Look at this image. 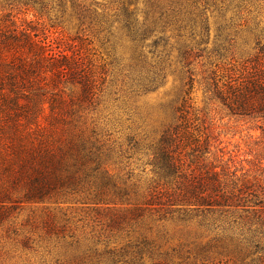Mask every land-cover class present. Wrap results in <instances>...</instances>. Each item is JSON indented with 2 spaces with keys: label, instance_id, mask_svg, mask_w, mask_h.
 <instances>
[{
  "label": "trees",
  "instance_id": "obj_1",
  "mask_svg": "<svg viewBox=\"0 0 264 264\" xmlns=\"http://www.w3.org/2000/svg\"><path fill=\"white\" fill-rule=\"evenodd\" d=\"M102 1L5 0L49 26L19 25L11 13L0 16V223L15 206L27 204H132L131 176L122 188L109 168L114 156L121 164L126 153L94 115L107 74L77 44L91 31L131 51V95L157 91L173 66L179 75V94L161 106L170 122L153 149V177L140 199L160 209H77L95 224L90 233L79 235L66 221L61 227L46 224L48 237L66 238L68 230L72 241L66 247L76 253L83 244L88 248L77 258L82 264H144L152 245L146 238L138 252L108 250V243L102 251L97 247L127 232L129 218L137 223L148 216L165 233L168 222L180 227L186 241L180 253L192 264H264V181L225 160L191 98L196 66L207 60L201 82L208 100L220 103L230 117L257 123L264 136V74L253 68L224 76L209 63L235 58L239 31L228 15L239 0ZM211 9L219 23L208 50ZM168 31L176 39L175 61ZM103 213L111 214L109 222L101 223Z\"/></svg>",
  "mask_w": 264,
  "mask_h": 264
},
{
  "label": "rangeland",
  "instance_id": "obj_2",
  "mask_svg": "<svg viewBox=\"0 0 264 264\" xmlns=\"http://www.w3.org/2000/svg\"><path fill=\"white\" fill-rule=\"evenodd\" d=\"M98 1L103 3L102 0ZM236 3L239 7L231 8L232 11L228 15V18H232L237 24L239 31L235 58L214 59L209 63L218 65L219 75L235 74L237 77L253 71V68L264 74V52L261 50L264 48V0H239ZM9 13L15 16L14 19L19 25L35 26L43 22L38 21L35 14L24 7L10 6L5 0H0V16ZM209 17L211 42L207 47L211 50L214 47L213 40L217 34L219 20L214 9L209 12ZM43 23L49 24L47 21ZM68 30L72 37L76 36V31L70 28ZM55 36L61 35L57 33ZM156 38L153 37L148 45ZM165 38H168V45L173 50L171 60L175 61L178 56L176 39L170 31ZM81 39L83 41L77 40V44L83 45L89 59L102 67L107 74L104 96L94 115L105 131H108L111 140L115 141L117 148L122 145V151L126 153L121 164L117 156H114L109 168L111 175L122 188L123 181L131 176L127 186L130 188L132 204L102 205L94 208H83L70 202L15 206L7 220L0 223V264H82V260L77 258L82 250H88L85 244L76 253L74 249L65 246L66 242L72 241L68 238L71 236L68 230L66 238H63L62 234L60 238L48 237L46 227H61L69 221L70 227L79 228V235L88 231L90 233L95 224L90 218L85 219L86 215L77 209H160L142 205L140 199L153 177V149L160 139L164 125L170 122V118L161 111V106L175 99L181 88L179 75L174 72L175 66L168 70L165 84L157 91L133 96L127 78L131 51L127 48L112 47L111 44L105 43L103 37H98L91 31L83 33ZM204 62L208 64L207 60ZM207 64L203 67L196 66L191 94L194 110H200L199 118L204 120L208 132L212 133L215 139L214 145L225 155V160L232 159L231 164L238 170L244 169L249 175L264 181V136L257 123L230 117L220 103L208 100L201 82V73L207 71ZM114 161L118 165L114 164ZM110 216L109 213H103L99 220L101 223H107ZM80 219L82 222L78 223ZM152 219L155 217L147 216L143 221L136 223L133 218H129V226L126 222L123 225L128 231L120 232L110 240L104 239L106 242H100L98 250H104L108 243V250L138 252L144 249L142 243L146 238L152 245L143 254L144 264H192L190 259L180 253V245L186 242L185 236L179 232L180 227L176 223L168 222L165 225V233L161 224L153 222ZM97 225L99 230L100 224ZM84 242L90 243V239ZM129 245H133L132 248H128ZM137 246L140 247L136 249ZM123 263L124 261L119 264Z\"/></svg>",
  "mask_w": 264,
  "mask_h": 264
}]
</instances>
